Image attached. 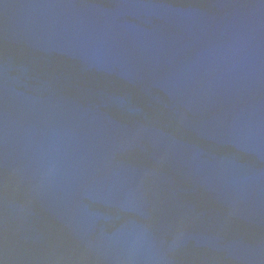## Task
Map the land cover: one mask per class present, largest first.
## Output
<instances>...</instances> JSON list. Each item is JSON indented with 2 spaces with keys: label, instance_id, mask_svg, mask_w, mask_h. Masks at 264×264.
<instances>
[{
  "label": "water",
  "instance_id": "water-1",
  "mask_svg": "<svg viewBox=\"0 0 264 264\" xmlns=\"http://www.w3.org/2000/svg\"><path fill=\"white\" fill-rule=\"evenodd\" d=\"M0 264H264V0H0Z\"/></svg>",
  "mask_w": 264,
  "mask_h": 264
}]
</instances>
